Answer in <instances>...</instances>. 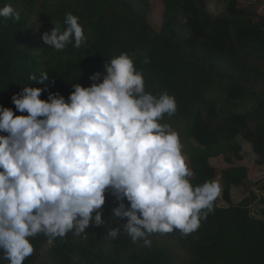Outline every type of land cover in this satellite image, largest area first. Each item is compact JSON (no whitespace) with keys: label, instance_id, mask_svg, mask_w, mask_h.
I'll return each instance as SVG.
<instances>
[{"label":"trees","instance_id":"obj_1","mask_svg":"<svg viewBox=\"0 0 264 264\" xmlns=\"http://www.w3.org/2000/svg\"><path fill=\"white\" fill-rule=\"evenodd\" d=\"M218 1L225 9L216 15L209 0H0V8L10 4L20 12L19 21L0 17V106L27 115L11 99L25 86H46L41 99L51 92L67 100L72 84L88 87L96 72L102 82L104 64L127 53L143 73L146 92L175 97L176 113L161 122L191 142L182 147L194 173L190 182L220 181L227 204H214L197 231L152 234L151 246H145L123 231L127 218H111L118 205L109 191L103 225L52 241L43 264H264V221L251 213L255 203L264 204V194L249 187V169L236 164L244 161L242 138L256 165L264 167V14L258 8L263 0ZM159 8L157 30L150 18ZM67 13L79 18L86 42L76 48L73 40L60 51L43 45L44 32L54 25L64 30ZM41 72L49 75L43 84L29 79H39ZM220 158L227 168L211 164ZM239 187L248 196L233 204L231 189ZM116 226L120 234L113 239L109 230ZM30 242L40 248L49 240L38 234ZM23 264L37 261L29 256Z\"/></svg>","mask_w":264,"mask_h":264},{"label":"clouds","instance_id":"obj_2","mask_svg":"<svg viewBox=\"0 0 264 264\" xmlns=\"http://www.w3.org/2000/svg\"><path fill=\"white\" fill-rule=\"evenodd\" d=\"M0 17L19 21L20 12L7 4ZM78 19L67 13L64 30L44 32L43 45L60 51L74 40L80 48L86 36ZM29 79L39 85L49 75ZM89 79L88 87L72 84L67 100L51 92L41 99L46 86L23 87L11 99L27 115L0 106V264H23L38 234L52 242L103 225L109 191L118 205L111 218H127L123 231L145 246L152 234L197 231L213 211L219 183L193 186L179 134L161 122L176 113L175 97L146 92L127 53L104 64L102 82L100 72ZM119 234L118 226L109 230L113 239Z\"/></svg>","mask_w":264,"mask_h":264},{"label":"rangeland","instance_id":"obj_3","mask_svg":"<svg viewBox=\"0 0 264 264\" xmlns=\"http://www.w3.org/2000/svg\"><path fill=\"white\" fill-rule=\"evenodd\" d=\"M255 2V0H254ZM259 8V12L264 14V0L261 2ZM208 9L212 14H220L224 11L225 7L224 4L219 2L218 0H209ZM151 23L155 29H159L162 24V18H161V8L157 10H154V13L151 14ZM241 145H242V154L244 156V161L242 162H236L237 165L246 166L250 173H251V179H250V188L255 190L257 193H260L261 195L264 194L261 193V188L264 183V167H258L256 165L257 157L253 152V149L249 143H246L242 138L239 139ZM182 147H186L191 144V142H185L180 140ZM186 163L188 165V161L186 159ZM211 164L216 167L218 170H222L224 168H227V165L223 161L222 158L220 159H213L211 160ZM219 183L221 192L219 197L214 201V204H217L220 207H226L227 204L223 201V185L220 181H216ZM246 196V191L243 188H232L231 189V199L233 204H239ZM252 216L261 219L264 221V204L261 203H255L251 208ZM163 240V239H162ZM177 247V246H176ZM178 248V247H177ZM51 249V242H47V244L42 245L40 248H34V252L31 255L32 258H34L37 261V264H43L47 261L46 253ZM180 255L183 258L188 259V255L185 252H181L178 250Z\"/></svg>","mask_w":264,"mask_h":264}]
</instances>
